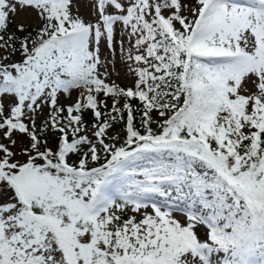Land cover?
<instances>
[{
	"label": "snow or ice",
	"instance_id": "1",
	"mask_svg": "<svg viewBox=\"0 0 264 264\" xmlns=\"http://www.w3.org/2000/svg\"><path fill=\"white\" fill-rule=\"evenodd\" d=\"M0 264H264V0H0Z\"/></svg>",
	"mask_w": 264,
	"mask_h": 264
},
{
	"label": "rangeland",
	"instance_id": "2",
	"mask_svg": "<svg viewBox=\"0 0 264 264\" xmlns=\"http://www.w3.org/2000/svg\"><path fill=\"white\" fill-rule=\"evenodd\" d=\"M87 3V0H84V4H86Z\"/></svg>",
	"mask_w": 264,
	"mask_h": 264
}]
</instances>
